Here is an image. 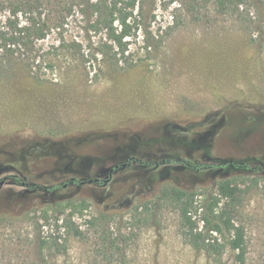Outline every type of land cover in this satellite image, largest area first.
<instances>
[{
  "label": "rangeland",
  "instance_id": "1",
  "mask_svg": "<svg viewBox=\"0 0 264 264\" xmlns=\"http://www.w3.org/2000/svg\"><path fill=\"white\" fill-rule=\"evenodd\" d=\"M145 17L133 68L0 79V264H212L164 193L191 192L203 208L224 180L244 191L248 264H264V0L241 16L210 0H146ZM45 238L66 250L40 251Z\"/></svg>",
  "mask_w": 264,
  "mask_h": 264
},
{
  "label": "trees",
  "instance_id": "2",
  "mask_svg": "<svg viewBox=\"0 0 264 264\" xmlns=\"http://www.w3.org/2000/svg\"><path fill=\"white\" fill-rule=\"evenodd\" d=\"M210 1L222 15L241 16L248 0ZM145 4L146 0H0V79L26 75L35 82H51L48 73L71 71L74 63L87 70L99 66L101 71L106 65L119 70L135 67L130 41L142 31L150 35ZM74 22L87 38L80 40L69 34ZM182 163L195 170L208 167ZM218 163L212 167L251 171L249 166L235 162ZM15 180L25 185L19 177ZM72 182L82 184L77 179ZM164 194L177 207L181 234L193 252L203 253L212 264L224 263L226 253L232 256L231 264H248L249 246L241 220L244 191L235 182L221 181L216 196L210 197L203 208L191 192L172 188ZM65 226L70 236H82L71 219L65 221ZM49 244L43 239L40 251L66 250L57 241Z\"/></svg>",
  "mask_w": 264,
  "mask_h": 264
},
{
  "label": "water",
  "instance_id": "3",
  "mask_svg": "<svg viewBox=\"0 0 264 264\" xmlns=\"http://www.w3.org/2000/svg\"><path fill=\"white\" fill-rule=\"evenodd\" d=\"M3 184H4V182H1V183H0V187H2V186H3Z\"/></svg>",
  "mask_w": 264,
  "mask_h": 264
}]
</instances>
